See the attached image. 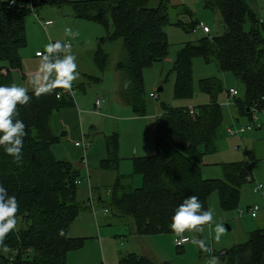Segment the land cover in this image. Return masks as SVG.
Masks as SVG:
<instances>
[{
	"label": "trees",
	"instance_id": "obj_1",
	"mask_svg": "<svg viewBox=\"0 0 264 264\" xmlns=\"http://www.w3.org/2000/svg\"><path fill=\"white\" fill-rule=\"evenodd\" d=\"M10 1L0 3V264H67V253L83 244L82 239L68 235L80 211L75 182L81 178L76 166L53 157L50 147L59 140L51 119L62 106L74 102L65 96L56 98L64 82L54 76L57 66L47 61L44 65L49 68L44 72L50 80L42 89L13 91L11 73L21 72L19 51L26 45L24 18L32 11L26 7L30 0H12L14 4L9 5ZM41 1L65 7L73 18L105 29L106 36L98 40L93 54L100 72L110 64L100 46L121 41L124 59L112 65L123 76L116 87L117 98L144 117L143 71L167 58L164 29L182 26L180 21L169 20V11L180 7L170 0ZM205 8L217 11L222 32L213 36L211 31L202 32L204 36L195 43L183 44L176 52L169 71L174 76L173 98L191 99L192 63L200 58L219 74L231 73L244 86L243 99L233 98L236 121L245 117L252 122L253 113L264 114V22L246 0H205ZM198 23L190 20L188 33L195 32ZM199 88L208 95V104L196 108L160 105L154 154L132 159V175L141 177V187L133 186L132 175L118 174L109 192L108 210L138 238L164 233L178 238L199 232L206 223L211 192H217L224 212L234 211L242 186L252 180L247 162L221 164V179H203L201 159L215 150L223 124L217 102L223 87L213 77L200 80ZM104 144L101 168L117 172L118 135L112 133ZM223 251V264H264V229ZM118 264L156 263L128 253L120 256Z\"/></svg>",
	"mask_w": 264,
	"mask_h": 264
},
{
	"label": "rangeland",
	"instance_id": "obj_2",
	"mask_svg": "<svg viewBox=\"0 0 264 264\" xmlns=\"http://www.w3.org/2000/svg\"><path fill=\"white\" fill-rule=\"evenodd\" d=\"M9 0H0L7 3ZM86 1V0H69ZM258 10L264 22V0H259ZM170 4L180 7L169 11L171 23L180 21L182 26H167L164 31L169 45L164 61L153 64L143 71V89L146 102L144 117H138L117 99L116 87L122 74H116L111 66L124 59L121 41L104 42L100 47L109 55V65L104 72L96 67L93 54L98 40L105 38V29L96 23L73 18L69 9L56 8L51 4H41L36 0L34 12L24 18L26 45L20 49L21 72H12L11 80L15 93H27L42 89L46 82L44 60L37 59L36 52L50 53L55 44L69 43L70 49L62 52L61 66L68 84L77 86L75 105L62 106L54 112L51 125L59 140L50 147L56 160L79 166L82 185L77 186L76 203L80 207L78 217L69 227L68 235L82 239L79 249L67 253V264H118L120 256L132 253L153 263L208 264L206 247L215 252L212 264H223L219 253L234 245L247 241L250 233L264 229V114L255 113L254 120L241 118L237 122L233 98L228 97L230 89L237 92L236 98L244 97V86L231 74H219L214 65H206L202 59H193V94L188 100L173 98L174 76L169 73L176 52L183 44L195 43L204 36L201 30L188 33L190 20L202 22L211 31V36L222 32V22L217 11L205 8V0H170ZM51 20L52 24L43 28L41 23ZM67 61L72 66L68 67ZM216 77L222 82L223 91L217 102L222 108L223 124L215 141V150L202 157L203 179H221V164L247 162L250 164L252 180L241 188L238 208L224 212L219 205L217 192L207 197L206 223L200 231L187 233L189 243L176 246L177 237L172 233L142 236L133 231L124 221L112 216L107 205L109 194L118 174L132 175V159L152 156L155 150V119L161 104L170 108H196L209 103L207 94L201 92L199 81ZM162 92H157L159 88ZM84 90V92H83ZM155 95L150 98L149 94ZM117 98V99H116ZM96 99H103L99 114L93 112ZM252 119V116H251ZM250 126L251 131L230 136L227 129ZM118 135V171H106L100 162L105 159L104 139ZM62 135H65L62 137ZM89 141L86 150L76 148L74 143ZM81 159L83 161L81 162ZM133 186L140 188L142 179L133 176ZM263 187V192L255 193L254 188ZM90 189L93 196L101 197V203L93 201L94 210L88 204ZM96 202V203H95ZM258 206L256 218L248 214V207ZM104 209L108 212L104 214ZM230 230H226V226ZM179 238V237H178ZM211 257V256H210Z\"/></svg>",
	"mask_w": 264,
	"mask_h": 264
},
{
	"label": "built area",
	"instance_id": "obj_3",
	"mask_svg": "<svg viewBox=\"0 0 264 264\" xmlns=\"http://www.w3.org/2000/svg\"><path fill=\"white\" fill-rule=\"evenodd\" d=\"M35 3L34 0H30L29 3L26 5V7L32 11V13L34 12L33 10V4ZM14 4V1H10L9 2V5H12ZM52 24V21H43L41 23V25L43 26V28L45 27H48ZM197 30H201L203 33L205 34H208L209 33V28L203 24L202 22H199L197 27H196ZM70 49V45L69 43H64V44H55L52 46V51L50 53H46V54H43V53H40V52H37L35 54V56L37 58H43L45 61L47 62H50V63H54L56 67L55 69V72H54V76L58 79H62V81L64 82L63 86H62V89L60 90V92L56 95V98L59 99L61 97H69L73 100V102H75V98H76V87L73 86V85H70L68 84L66 78H65V74H64V71L62 69V66H61V56H62V52L64 51H67ZM42 80L44 82H49L50 80V75L47 74L46 72H44L43 76H42ZM228 97L230 98H234L237 96V92L233 89H230L227 93ZM149 97L151 98H155L156 96L155 95H152L150 94ZM102 103L103 101H101V99H97L95 100L94 102V107H93V112L97 115L99 114V111L100 109L102 108ZM254 114L252 115V120H254ZM251 127L250 126H247V127H240V128H231L229 127L227 129V133L230 135V136H233V135H240V134H244L245 132H248V131H251ZM74 146L75 147H78V148H82L83 150H86L89 146V143L86 141V140H82L81 142H76L74 143ZM81 184V181H76L75 182V185H80ZM254 192L255 193H262L263 192V187L261 185H258L257 187L254 188ZM92 191L90 190V195H89V199H88V204L91 206V208L93 209V195H92ZM258 212H259V207L258 206H251L249 209H248V214L251 218H256L257 215H258ZM107 212L104 211V214H106ZM189 243V239L188 237L186 236H179V238L176 239V246L177 247H182L183 245ZM206 253H207V257H208V264H212V258L215 257V252L210 248H206ZM219 257H223L225 255V252L224 251H221L219 254ZM211 256V257H210Z\"/></svg>",
	"mask_w": 264,
	"mask_h": 264
},
{
	"label": "crops",
	"instance_id": "obj_4",
	"mask_svg": "<svg viewBox=\"0 0 264 264\" xmlns=\"http://www.w3.org/2000/svg\"><path fill=\"white\" fill-rule=\"evenodd\" d=\"M247 1V3L249 4V6H250V8L253 10V12L257 15V17H259V18H261V12L258 10L259 8H258V5H259V0H246ZM261 20H263V19H261ZM46 21H48V20H46ZM49 21H51V20H49ZM42 26V25H41ZM43 27V26H42ZM38 52V51H37ZM36 52V53H37ZM37 59H41V58H37ZM43 59V58H42ZM44 60V59H43ZM45 61V60H44ZM114 63H111V66L113 65ZM67 65H68V67H71L72 66V64H71V62H69V61H67ZM47 68H49V65H48V67H47V65H44V71H47ZM112 68H113V66H112ZM116 74H119V72H117V71H115V70H113ZM121 79V78H120ZM67 80V79H66ZM120 81V80H119ZM68 82V81H67ZM70 85H73V86H75L74 84H72V82H70ZM75 87H77V86H75ZM77 90V89H76ZM116 90V89H115ZM83 92H84V90H83ZM151 94V93H150ZM149 94V95H150ZM117 99V98H116ZM75 100H77V94H76V98H75ZM74 100V101H75ZM97 100V99H96ZM118 100V99H117ZM101 101H103V99H101ZM119 101V100H118ZM95 102V101H94ZM74 105H75V102H74ZM93 107H94V104H93ZM157 116H158V113H157ZM77 148V147H76ZM77 168L80 170L81 168L79 167V166H77ZM133 179V178H132ZM80 185H82V182H81V184ZM80 185H78V186H80ZM91 191H92V193H93V190L92 189H90ZM89 199V198H88ZM93 200L94 201H99V200H101V197L100 196H97V195H95V197L93 196ZM92 210H94V207H93V209ZM78 217V216H77ZM77 217H76V219H77ZM75 219V220H76ZM75 220L73 221V222H75ZM72 222V223H73ZM71 223V224H72ZM71 226V225H70ZM69 226V227H70ZM69 231V230H68ZM133 231V235H134V230H132ZM67 258V257H66Z\"/></svg>",
	"mask_w": 264,
	"mask_h": 264
},
{
	"label": "water",
	"instance_id": "obj_5",
	"mask_svg": "<svg viewBox=\"0 0 264 264\" xmlns=\"http://www.w3.org/2000/svg\"><path fill=\"white\" fill-rule=\"evenodd\" d=\"M41 3H43V4H44V3H45V1H41ZM157 92H161V89L159 88V89L157 90ZM226 229H227L228 231L230 230V228H229V227H227V226H226Z\"/></svg>",
	"mask_w": 264,
	"mask_h": 264
}]
</instances>
